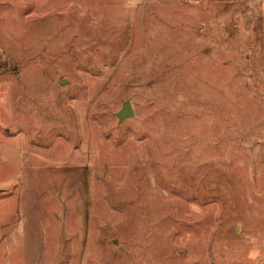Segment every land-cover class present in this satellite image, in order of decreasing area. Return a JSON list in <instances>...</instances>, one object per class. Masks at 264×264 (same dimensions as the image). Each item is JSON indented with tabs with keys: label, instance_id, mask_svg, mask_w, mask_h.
<instances>
[{
	"label": "rangeland",
	"instance_id": "obj_1",
	"mask_svg": "<svg viewBox=\"0 0 264 264\" xmlns=\"http://www.w3.org/2000/svg\"><path fill=\"white\" fill-rule=\"evenodd\" d=\"M0 189V264H264V0H0Z\"/></svg>",
	"mask_w": 264,
	"mask_h": 264
},
{
	"label": "water",
	"instance_id": "obj_2",
	"mask_svg": "<svg viewBox=\"0 0 264 264\" xmlns=\"http://www.w3.org/2000/svg\"><path fill=\"white\" fill-rule=\"evenodd\" d=\"M135 114L131 100H125L121 108L116 112V116L119 121H124L125 119L133 117ZM2 189H0V193Z\"/></svg>",
	"mask_w": 264,
	"mask_h": 264
}]
</instances>
